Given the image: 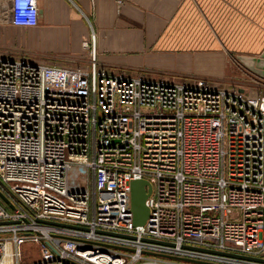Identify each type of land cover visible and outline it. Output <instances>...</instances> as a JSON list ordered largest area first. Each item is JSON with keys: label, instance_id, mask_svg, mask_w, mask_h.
Segmentation results:
<instances>
[{"label": "built area", "instance_id": "obj_1", "mask_svg": "<svg viewBox=\"0 0 264 264\" xmlns=\"http://www.w3.org/2000/svg\"><path fill=\"white\" fill-rule=\"evenodd\" d=\"M38 1L0 0L18 28ZM83 47L88 72L0 56V264H264V90L109 77Z\"/></svg>", "mask_w": 264, "mask_h": 264}, {"label": "crops", "instance_id": "obj_2", "mask_svg": "<svg viewBox=\"0 0 264 264\" xmlns=\"http://www.w3.org/2000/svg\"><path fill=\"white\" fill-rule=\"evenodd\" d=\"M122 1L39 0L38 24L29 28L10 25L0 2V56L18 60L26 48L29 63L88 72L90 50L83 43L93 35L95 62L105 74L143 64L189 66L215 89L250 98L264 90V70L259 75L238 60L263 59L264 0Z\"/></svg>", "mask_w": 264, "mask_h": 264}, {"label": "rangeland", "instance_id": "obj_3", "mask_svg": "<svg viewBox=\"0 0 264 264\" xmlns=\"http://www.w3.org/2000/svg\"><path fill=\"white\" fill-rule=\"evenodd\" d=\"M18 52V51H15ZM28 49L21 48L18 53V60H22L20 55L28 62L26 57H30ZM9 56V55H8ZM11 57V56H10ZM144 64L137 68L114 70L107 69L106 75L109 77L123 76L126 78H142L148 82H165L168 84H188L191 85L193 80L196 79L192 73H190L189 66H182L179 69H159L154 70L150 68L142 67ZM21 259L20 264H28L38 262L41 258L40 248L38 244L27 242L20 248Z\"/></svg>", "mask_w": 264, "mask_h": 264}, {"label": "water", "instance_id": "obj_4", "mask_svg": "<svg viewBox=\"0 0 264 264\" xmlns=\"http://www.w3.org/2000/svg\"><path fill=\"white\" fill-rule=\"evenodd\" d=\"M261 58L255 59L253 57H238L245 67L249 70L262 75L260 70H264V53ZM151 193V187L146 181H132L130 183V204H131V213H132V223L134 226H143L148 219L149 211L146 207V200ZM0 198L5 204L7 200L0 193Z\"/></svg>", "mask_w": 264, "mask_h": 264}]
</instances>
